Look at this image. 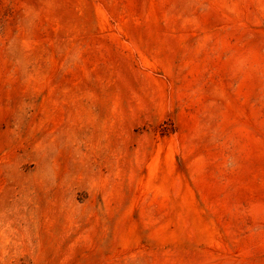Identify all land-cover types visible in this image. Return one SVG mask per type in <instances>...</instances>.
Instances as JSON below:
<instances>
[{
    "label": "rangeland",
    "instance_id": "1",
    "mask_svg": "<svg viewBox=\"0 0 264 264\" xmlns=\"http://www.w3.org/2000/svg\"><path fill=\"white\" fill-rule=\"evenodd\" d=\"M0 264H264V0H0Z\"/></svg>",
    "mask_w": 264,
    "mask_h": 264
}]
</instances>
